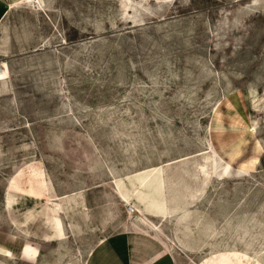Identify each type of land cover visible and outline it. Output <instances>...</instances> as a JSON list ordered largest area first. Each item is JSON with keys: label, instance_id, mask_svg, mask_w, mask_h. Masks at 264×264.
Here are the masks:
<instances>
[{"label": "rangeland", "instance_id": "obj_1", "mask_svg": "<svg viewBox=\"0 0 264 264\" xmlns=\"http://www.w3.org/2000/svg\"><path fill=\"white\" fill-rule=\"evenodd\" d=\"M9 17L0 264H83L123 231L140 264H264V0H21ZM158 171L165 221L143 202Z\"/></svg>", "mask_w": 264, "mask_h": 264}, {"label": "crops", "instance_id": "obj_2", "mask_svg": "<svg viewBox=\"0 0 264 264\" xmlns=\"http://www.w3.org/2000/svg\"><path fill=\"white\" fill-rule=\"evenodd\" d=\"M21 0H0V31H3L7 28L10 13L12 10L20 7ZM15 6V7H14ZM2 74L5 68H8L6 63L1 64ZM9 70V69H8ZM9 77V76H8ZM159 175V171L143 178L142 180V193L144 194V203L146 207L152 210V216L160 217L161 221L168 220L172 217V214H165L164 209H158L156 206L163 202L165 195L160 190L159 193L153 191L155 189L153 180ZM151 190L153 192H151ZM118 198L123 204L132 205V198L127 194V192L120 191L118 192ZM138 193L134 194L137 196ZM136 209V214L141 217L140 224L142 226H147L151 233L160 234V229L158 225L152 224L148 221L147 216L143 213V210L138 205H133ZM160 207V206H159ZM163 207V206H162ZM167 215V216H166ZM131 231H123L117 234H111L102 239H99L98 242L93 243V246L86 251V256L83 258V264H140V260H134L132 258L131 246H132V235ZM91 238V237H90ZM163 264V263H162Z\"/></svg>", "mask_w": 264, "mask_h": 264}, {"label": "built area", "instance_id": "obj_3", "mask_svg": "<svg viewBox=\"0 0 264 264\" xmlns=\"http://www.w3.org/2000/svg\"><path fill=\"white\" fill-rule=\"evenodd\" d=\"M126 212H127L128 215L135 214V209H134V207H132L131 205H129L126 208Z\"/></svg>", "mask_w": 264, "mask_h": 264}, {"label": "bare ground", "instance_id": "obj_4", "mask_svg": "<svg viewBox=\"0 0 264 264\" xmlns=\"http://www.w3.org/2000/svg\"><path fill=\"white\" fill-rule=\"evenodd\" d=\"M15 7V6H14ZM127 207L129 206V204L128 205H126ZM135 209V208H134ZM135 214H136V209H135ZM135 214H131V216H134Z\"/></svg>", "mask_w": 264, "mask_h": 264}]
</instances>
